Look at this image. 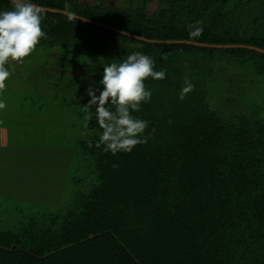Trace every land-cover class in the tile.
Masks as SVG:
<instances>
[{"label": "trees", "instance_id": "obj_1", "mask_svg": "<svg viewBox=\"0 0 264 264\" xmlns=\"http://www.w3.org/2000/svg\"><path fill=\"white\" fill-rule=\"evenodd\" d=\"M125 1L126 7L32 0L61 11L67 3L80 17L146 39L264 50V0H157L151 14V0ZM9 10L11 2L0 0V11ZM190 24L202 28L198 37H189ZM41 29L47 38L35 49L56 51V66L76 78L77 88L68 89L76 91L83 122L86 89L98 86L104 64L140 52L166 78L144 81L152 96L133 115L148 121V139L131 152L112 155L96 147L102 129L95 106L87 127L69 122L74 147L82 150L78 191L66 210L0 232V264H264V119L222 111L191 78L194 90L181 101L183 72L174 65L180 48L222 49L253 62L264 54L150 43L46 11ZM253 69L264 77L258 64Z\"/></svg>", "mask_w": 264, "mask_h": 264}, {"label": "rangeland", "instance_id": "obj_2", "mask_svg": "<svg viewBox=\"0 0 264 264\" xmlns=\"http://www.w3.org/2000/svg\"><path fill=\"white\" fill-rule=\"evenodd\" d=\"M79 1L92 4L98 2V0ZM108 3L112 6L126 7L125 0H108ZM156 8L157 0H151L148 4L149 13H153ZM45 51L34 49L23 59L25 66H29V63L56 65L58 60L51 61ZM74 54L67 53L65 57L74 58ZM178 54L174 65L183 72V78H191L198 82V86L208 93L209 103H218L217 106L220 105L219 108L227 113L239 112L247 113V115L258 113L264 119V77L256 75L253 69L254 64H258L264 72V60L261 62L256 57L253 62L245 59L248 55H235L222 49L210 51L180 48ZM61 58L63 59L62 56ZM100 64L95 65L97 72L100 71ZM23 73L26 76L29 74L25 70ZM54 73V75L45 76L37 67L34 72L36 80L30 83L28 77H25L26 84L31 87L30 89L25 86L29 94L45 96L44 100H39L37 103L55 114H61L59 119L62 125H55L48 135L55 134L66 122L69 124V122L82 121L78 117L81 105L76 91L68 89L71 86H73L72 89L77 88L76 78L70 74ZM43 77L48 78L47 82L42 81ZM86 134L85 132L84 137ZM79 137L77 136V139ZM61 139L64 148L68 151L57 152L60 156L54 158V162L50 158L47 165L38 166L37 173L35 172L37 180L31 184L32 188L13 193L11 197L6 194L4 198L0 197V232L15 230L19 220L45 212L64 211L73 201L78 191L74 180L82 177L79 165V155H82V150L79 146L74 147L76 135L72 132L64 131Z\"/></svg>", "mask_w": 264, "mask_h": 264}, {"label": "clouds", "instance_id": "obj_3", "mask_svg": "<svg viewBox=\"0 0 264 264\" xmlns=\"http://www.w3.org/2000/svg\"><path fill=\"white\" fill-rule=\"evenodd\" d=\"M11 4L12 10L0 11V90L5 88V81L10 75L5 68L6 63L10 59L23 60L34 51L42 37L47 38L41 29V7L32 0H11ZM63 14L69 21L78 18L67 3L64 5ZM187 27L190 38L198 37L202 33V28L196 24ZM162 59H166V56L162 55ZM155 63L150 56L134 52L121 63L104 64L98 86L94 87L90 83L86 89L89 99L83 106V120L87 127V123L92 120L89 110L95 106L96 120L102 129L96 147L103 145V152L112 155L128 153L135 146L147 143L148 137L144 133L148 121L135 117L133 113L140 111L141 104L151 99L152 92L146 88L145 79L166 78L165 70H154ZM99 86H103L102 90ZM194 87L191 80L185 77L178 98L182 101ZM5 107V103L0 101V109ZM88 146L92 147V144L89 143ZM113 167L118 166L114 164Z\"/></svg>", "mask_w": 264, "mask_h": 264}, {"label": "crops", "instance_id": "obj_4", "mask_svg": "<svg viewBox=\"0 0 264 264\" xmlns=\"http://www.w3.org/2000/svg\"><path fill=\"white\" fill-rule=\"evenodd\" d=\"M45 52L51 61L56 60V51ZM28 65L25 66L23 60L10 59L5 65L10 75L5 81V88L0 90V101L6 105L4 109H0V197L2 198L4 194L11 197L13 193L32 188L31 184L37 180L35 172L37 173L38 166L47 165L50 158L54 162V158L60 156L57 152L68 151L64 148L61 137L64 131L71 130L70 124L66 122L55 134L48 135L55 125H62L59 119L61 114H55L38 104L37 102L44 100L45 96L29 94L25 87L31 89L26 84L25 77H28L30 83L36 80L34 72L37 67L45 76L54 75V72L68 73L52 63ZM24 70L29 73L28 76L23 73ZM41 79L47 82L48 78ZM65 117L67 118L66 115Z\"/></svg>", "mask_w": 264, "mask_h": 264}, {"label": "water", "instance_id": "obj_5", "mask_svg": "<svg viewBox=\"0 0 264 264\" xmlns=\"http://www.w3.org/2000/svg\"><path fill=\"white\" fill-rule=\"evenodd\" d=\"M5 1L11 2V0H5ZM39 7H41L42 10L46 11V12L63 14V11H61V10H57V9H54V8L43 7V6H39ZM77 17H78L77 19L82 21V22L91 23V24H94V25H97V26H100V27H104V28H109L112 31L119 32V33L124 34L126 36H130V37H133L135 39H139V40H142V41H145V42H150V43H163V44H172V43L179 44V43H183V44H188V45H193V46L213 47V48L242 47V48H247V49H250V50H255V51H258V52H261V53L264 54V50H262V49H260L258 47L246 46V45H214V44H207V43H198V42H193V41H181V40H174V41L151 40V39H146V38L139 37V36H136V35H131V34H127V33H124V32H120L118 30H115V29H112L110 27H107L106 25H104L102 23H99V22H96V21H92V20L80 17L78 15H77Z\"/></svg>", "mask_w": 264, "mask_h": 264}, {"label": "flooded vegetation", "instance_id": "obj_6", "mask_svg": "<svg viewBox=\"0 0 264 264\" xmlns=\"http://www.w3.org/2000/svg\"><path fill=\"white\" fill-rule=\"evenodd\" d=\"M79 1V0H78ZM101 2V0H98V2L97 3H88V2H83V3H81V4H83V5H95V4H98V3H100ZM79 3H80V1H79ZM104 4L106 5V4H109L108 3V0H104Z\"/></svg>", "mask_w": 264, "mask_h": 264}]
</instances>
